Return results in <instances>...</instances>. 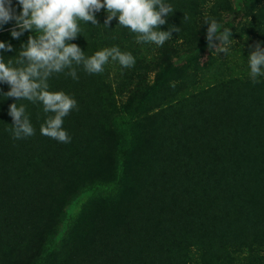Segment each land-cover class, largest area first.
<instances>
[{"label":"trees","instance_id":"1","mask_svg":"<svg viewBox=\"0 0 264 264\" xmlns=\"http://www.w3.org/2000/svg\"><path fill=\"white\" fill-rule=\"evenodd\" d=\"M164 2L174 11L159 30L179 31L162 46L138 43L118 18L107 27L104 9L96 25L77 21L70 42L86 57L116 46L135 64L109 58L101 73L73 65L78 79L67 69L48 79L77 102L62 125L68 143L41 134V103L7 97L0 83V264H264V76L224 67L264 0ZM205 18L231 31L227 53L215 37L209 48ZM14 27L0 26L13 49L0 55L21 67L28 37L13 38ZM13 103L34 135L14 138Z\"/></svg>","mask_w":264,"mask_h":264},{"label":"clouds","instance_id":"2","mask_svg":"<svg viewBox=\"0 0 264 264\" xmlns=\"http://www.w3.org/2000/svg\"><path fill=\"white\" fill-rule=\"evenodd\" d=\"M21 11L17 15L11 0H0V26L15 21V27L10 35L19 39L25 31L39 32L38 36L30 35L27 43L21 45L16 64L21 67L6 64L0 55V83H7L10 90L5 94L17 100L26 99L33 103H41L46 119L40 126L42 135L58 142L68 143L70 137L63 129L64 118L77 108V102L63 91H50L48 79L53 74L65 73L73 79H78L73 65H82L89 74L103 72L109 58L118 61L124 67H132L135 58L119 47L105 48L86 57L80 47L71 43L80 35L78 20L98 24L96 13L104 9L107 13L104 25L118 18V25L136 33L137 42H152L162 46L172 38V31L179 28L171 26L168 31L159 30L166 23V17L173 13L171 5L164 0H18ZM187 19V17H184ZM207 25L206 39L209 48L213 47V38L220 40L217 52H228L225 46L229 43L232 33L223 29L213 18H205ZM18 29V30H17ZM0 50L12 51V45L0 42ZM250 76L254 83L256 78L264 76V48L259 44L248 55ZM8 114L12 117V134L21 139L35 134L25 107L13 103Z\"/></svg>","mask_w":264,"mask_h":264},{"label":"rangeland","instance_id":"3","mask_svg":"<svg viewBox=\"0 0 264 264\" xmlns=\"http://www.w3.org/2000/svg\"><path fill=\"white\" fill-rule=\"evenodd\" d=\"M239 17H235L232 20V23H236V25L239 22ZM247 22L253 25L254 30L252 32H249V26H247ZM245 22L244 19H242L241 24L238 26V32H235V34L240 35L239 38L233 39L236 41H241V47L240 51H238V56L240 58L231 59L229 56V61L227 65L225 64L224 67H231L233 70V73L239 77H243L244 79H251L250 76V68L248 64V55L251 51L255 50V46L259 44L262 48H264V18H255L253 20H247ZM7 30V28H3L0 30V32H4ZM33 32L25 31L20 37L26 38L29 37ZM1 42H5L7 44H10L9 42L3 41L2 37H0ZM245 44V46H244ZM221 45L220 41L217 42L215 45V48L219 47ZM156 53H159L158 49L155 51ZM136 154V151H130L127 154L128 159L126 161H130V159ZM131 166V165H129ZM131 169V168H130ZM128 175V174H127ZM129 181V179L127 178ZM130 182V181H129Z\"/></svg>","mask_w":264,"mask_h":264}]
</instances>
